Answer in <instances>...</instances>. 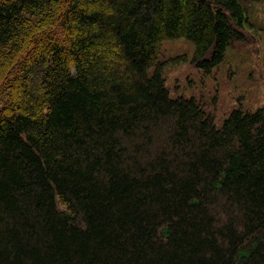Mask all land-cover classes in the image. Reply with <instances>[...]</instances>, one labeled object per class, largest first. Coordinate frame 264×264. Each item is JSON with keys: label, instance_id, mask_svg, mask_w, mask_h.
<instances>
[{"label": "trees", "instance_id": "16d2710c", "mask_svg": "<svg viewBox=\"0 0 264 264\" xmlns=\"http://www.w3.org/2000/svg\"><path fill=\"white\" fill-rule=\"evenodd\" d=\"M249 27L243 0H0V264H264V108L218 126L159 60L186 39L210 72Z\"/></svg>", "mask_w": 264, "mask_h": 264}, {"label": "rangeland", "instance_id": "374dc122", "mask_svg": "<svg viewBox=\"0 0 264 264\" xmlns=\"http://www.w3.org/2000/svg\"><path fill=\"white\" fill-rule=\"evenodd\" d=\"M243 3L251 17L245 40L233 43L210 72L192 63L194 45L186 39L164 42L159 57L166 62L163 75L171 97L196 99L218 126L236 109L264 108V0Z\"/></svg>", "mask_w": 264, "mask_h": 264}]
</instances>
